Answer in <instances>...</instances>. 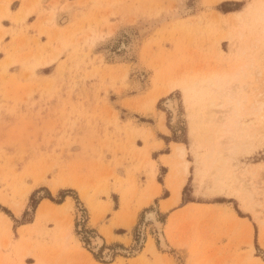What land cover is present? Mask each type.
I'll return each mask as SVG.
<instances>
[{
  "label": "rangeland",
  "instance_id": "1",
  "mask_svg": "<svg viewBox=\"0 0 264 264\" xmlns=\"http://www.w3.org/2000/svg\"><path fill=\"white\" fill-rule=\"evenodd\" d=\"M0 264H264V0H0Z\"/></svg>",
  "mask_w": 264,
  "mask_h": 264
},
{
  "label": "bare ground",
  "instance_id": "2",
  "mask_svg": "<svg viewBox=\"0 0 264 264\" xmlns=\"http://www.w3.org/2000/svg\"><path fill=\"white\" fill-rule=\"evenodd\" d=\"M218 86V85H217ZM218 91H219V89H218ZM220 92H222L223 93V91H220ZM221 93V94H222ZM254 101L255 102H253L256 106L255 107H253V104H251V105H249V107L251 108V106L253 107V110L254 111H260V107H261V104H259V102H258V100H257V97H254ZM262 104H263V102H262ZM163 106L166 108V110L169 112V115H170V125L171 126H176L177 124H178V121H179V118H180V114H179V107H178V105H177V102H176V100H175V98H168V99H166L164 102H163ZM212 106V105H211ZM249 107H247V108H249ZM249 108V109H250ZM252 110V111H253ZM232 116H234V118H237L238 117V112H236V111H232ZM218 117V116H217ZM217 117H216V120H218V121H216V120H213V117H212V119L211 118H209V121H213V123H215V124H213L212 126H214V131L212 132V134H215V136L216 137H218V134H220V132H224V133H230L231 134V132H233L232 131V128L230 127V126H228L227 127V125H228V123H225V124H222L221 122L223 121H220V119L219 118H222L223 116H221V117H219L218 119H217ZM229 117V116H228ZM224 118V117H223ZM228 119H231L230 117L228 118ZM233 122V121H232ZM234 124H236V120H234ZM233 124V125H234ZM224 127H227V128H224ZM163 128V127H162ZM222 128H224V130L222 129ZM237 128H239L238 126H237ZM236 128V129H237ZM211 129H213L212 127H211ZM210 129V130H211ZM164 130V132L165 133H167V130H165V129H163ZM238 132V131H237ZM225 134V135H226ZM195 136V135H194ZM228 136V135H227ZM232 136H233V134H232ZM235 136V135H234ZM209 137H211V135H209ZM231 137V136H230ZM224 138H227L226 136H224ZM234 139V138H233ZM207 140L209 141V139L207 138ZM206 140V142H208ZM230 140H231V138H230ZM195 141V140H194ZM227 141V140H226ZM232 141V140H231ZM234 141V140H233ZM216 142V141H215ZM230 142V141H229ZM220 141H218L217 142V144H215L216 146H218V148H220L219 147V145H220ZM233 143V142H232ZM212 144V143H211ZM234 146H235V141H234ZM214 145V146H215ZM225 145V144H224ZM229 146H230V143L228 144ZM238 145V144H237ZM213 146V145H212ZM226 146V145H225ZM233 146V145H232ZM224 147V146H223ZM172 148H173V155L177 158V159H179L177 162H175V163H172V165H173V168H174V173H172V174H168V176H167V178H166V183H167V187H168V190L170 191V198H169V200L167 201V202H165V203H161L162 205H161V210L164 212V211H166V210H168L170 207H172V206H176L177 204H178V202H179V200H180V194H181V189H182V186H183V184H184V182H185V175H186V173H187V170H188V164H187V161L184 159V156H185V150H184V148L181 146V145H179V144H175V145H173L172 146ZM217 147H216V149H210L209 151L210 152H208V155L209 156H211V158H212V154H213V151H215L216 153L213 155L214 156V158L212 159V163L214 164V166H217L216 167V169L218 170V172H221V170L224 168V169H226L227 168V166H226V168L225 167H223L222 165H223V162L224 163H226V162H228V161H224L223 160V157H222V155H226L227 156V154L225 153L224 154V149H218ZM228 149V148H227ZM228 151V150H227ZM230 151H232V150H230ZM223 152V153H222ZM231 153V152H230ZM207 155V154H206ZM207 155V156H208ZM206 156V157H207ZM225 156V157H226ZM228 157V156H227ZM216 164V165H215ZM226 165H227V163H226ZM171 171H173V170H171ZM217 179V178H216ZM53 184V183H52ZM56 188H57V185H52V190H56ZM82 198V197H81ZM45 205H46V203L44 204V205H41L40 206V208H39V213L41 214V212L43 213L44 211H45V209H46V207H45ZM22 208H23V206L21 205V204H13L12 206H11V209H12V211H13V214L15 215V216H19L20 215V213H21V211H22ZM144 221L145 222H150L151 224H152V227L154 228V235H155V237H156V239H157V242H158V245H159V247L162 249V250H168L169 249V244L167 243L168 241H167V238H166V235H165V233L163 232V229H162V224L160 223V221L157 219V214H156V212L155 211H149V212H146L145 213V216H144ZM139 233H140V239H139V243H138V245H137V248L139 247V245L140 244H142L143 243V241H144V227H141L140 228V230H139ZM108 235H110V234H108ZM147 242V241H146ZM150 244H149V249L154 253V246H153V244L151 243V242H149ZM102 244H103V239L101 238V237H98V236H96V237H94V238H92V246H93V252H97V250L102 246ZM137 248L133 251V254L137 251ZM124 251V250H123ZM122 252V251H121ZM110 257H111V251H105L104 252V260H110Z\"/></svg>",
  "mask_w": 264,
  "mask_h": 264
},
{
  "label": "crops",
  "instance_id": "3",
  "mask_svg": "<svg viewBox=\"0 0 264 264\" xmlns=\"http://www.w3.org/2000/svg\"><path fill=\"white\" fill-rule=\"evenodd\" d=\"M169 198L165 199V200H168Z\"/></svg>",
  "mask_w": 264,
  "mask_h": 264
}]
</instances>
